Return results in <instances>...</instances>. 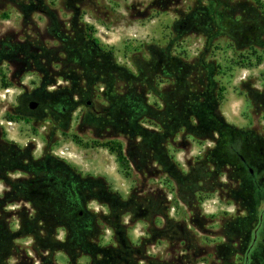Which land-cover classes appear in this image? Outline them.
I'll use <instances>...</instances> for the list:
<instances>
[{
	"label": "rangeland",
	"instance_id": "rangeland-1",
	"mask_svg": "<svg viewBox=\"0 0 264 264\" xmlns=\"http://www.w3.org/2000/svg\"><path fill=\"white\" fill-rule=\"evenodd\" d=\"M263 208L264 0H0V264H264Z\"/></svg>",
	"mask_w": 264,
	"mask_h": 264
},
{
	"label": "trees",
	"instance_id": "trees-1",
	"mask_svg": "<svg viewBox=\"0 0 264 264\" xmlns=\"http://www.w3.org/2000/svg\"><path fill=\"white\" fill-rule=\"evenodd\" d=\"M92 44L96 47H99V42L96 38L91 37L90 38ZM94 58V57H93ZM89 75H87L85 78L87 79L88 83L91 82L93 85L97 84V82L102 81L105 89L104 91L106 92L107 96H114L115 94V90H116V84L119 81V79L121 78V73H124L125 76L124 78H127L129 76L130 71H128L125 68L122 67H118L117 65H114L112 67V69H108V71H106L102 66H100V63H96V65H92V67L90 69L85 70ZM111 81L112 84L111 85ZM114 86V87H113ZM134 92L136 93L137 91H139V88H133ZM157 91V90H156ZM66 93H60L61 97L63 99L55 101L54 103L51 102L50 100L45 101V105L55 109V110H61L64 109L65 104H59L57 103L58 101L62 102V103H66L65 99L66 98ZM59 95V96H60ZM140 93L137 94V96L140 97ZM161 95V93H160ZM118 154L120 156H122V152L119 151ZM51 174H48V176ZM47 176V180L44 182L46 184H53L56 186V193L54 192H50L49 196H40L39 200H44L47 199V204H52L53 210L56 212H58V207L60 208L61 206L64 207L66 210H72L75 206V202L74 200L71 198V193L72 191H70V183L68 178L64 177L63 179L56 177V180H50V178H48ZM51 177V176H50ZM53 177V175H52ZM41 190H39L40 192ZM47 192V191H46ZM56 212V213H57ZM79 214V213H78Z\"/></svg>",
	"mask_w": 264,
	"mask_h": 264
},
{
	"label": "flooded vegetation",
	"instance_id": "flooded-vegetation-1",
	"mask_svg": "<svg viewBox=\"0 0 264 264\" xmlns=\"http://www.w3.org/2000/svg\"><path fill=\"white\" fill-rule=\"evenodd\" d=\"M34 102H38V104L36 106H39L41 104L40 101H35L33 100ZM32 106V101H29L27 102L26 104V110L27 111H35L36 110V106L34 108L31 107ZM24 109V108H22ZM23 111V110H22ZM240 158L242 160V162L248 166V163H247V159L240 155ZM249 172L251 173V175H254V170L252 168H248ZM258 247L257 248V254L258 256H262L264 254V208L262 209V211L260 212V215H259V219H258V223L254 229V236H253V239L251 241V247L250 249H253L255 247ZM183 254V253H181ZM253 254V252H250V250L245 254V258L246 260L251 258V255Z\"/></svg>",
	"mask_w": 264,
	"mask_h": 264
},
{
	"label": "water",
	"instance_id": "water-1",
	"mask_svg": "<svg viewBox=\"0 0 264 264\" xmlns=\"http://www.w3.org/2000/svg\"><path fill=\"white\" fill-rule=\"evenodd\" d=\"M87 103L89 104L90 103V101H87ZM38 104V102H34V101H32V108H34L36 105Z\"/></svg>",
	"mask_w": 264,
	"mask_h": 264
},
{
	"label": "built area",
	"instance_id": "built-area-1",
	"mask_svg": "<svg viewBox=\"0 0 264 264\" xmlns=\"http://www.w3.org/2000/svg\"><path fill=\"white\" fill-rule=\"evenodd\" d=\"M65 150L67 151V150H69V149H68V148H66ZM86 157H87V155H86Z\"/></svg>",
	"mask_w": 264,
	"mask_h": 264
}]
</instances>
